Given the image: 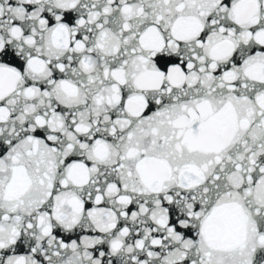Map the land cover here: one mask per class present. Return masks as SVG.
<instances>
[{
	"label": "snow or ice",
	"instance_id": "1",
	"mask_svg": "<svg viewBox=\"0 0 264 264\" xmlns=\"http://www.w3.org/2000/svg\"><path fill=\"white\" fill-rule=\"evenodd\" d=\"M0 264H264V0H0Z\"/></svg>",
	"mask_w": 264,
	"mask_h": 264
}]
</instances>
